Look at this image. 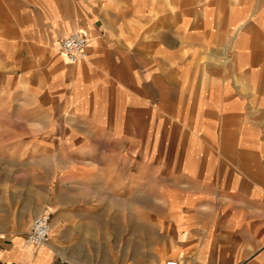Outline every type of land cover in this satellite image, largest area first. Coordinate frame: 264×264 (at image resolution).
I'll use <instances>...</instances> for the list:
<instances>
[{
    "label": "crops",
    "instance_id": "1",
    "mask_svg": "<svg viewBox=\"0 0 264 264\" xmlns=\"http://www.w3.org/2000/svg\"><path fill=\"white\" fill-rule=\"evenodd\" d=\"M2 144L0 264H264V0H0Z\"/></svg>",
    "mask_w": 264,
    "mask_h": 264
},
{
    "label": "built area",
    "instance_id": "2",
    "mask_svg": "<svg viewBox=\"0 0 264 264\" xmlns=\"http://www.w3.org/2000/svg\"><path fill=\"white\" fill-rule=\"evenodd\" d=\"M88 35L81 29L75 30L64 37L60 48L70 63H76L88 56ZM51 215L47 212L34 217L31 227L24 239L23 246L26 249L37 250L47 248L52 241ZM167 264H179L177 261H169Z\"/></svg>",
    "mask_w": 264,
    "mask_h": 264
},
{
    "label": "rangeland",
    "instance_id": "3",
    "mask_svg": "<svg viewBox=\"0 0 264 264\" xmlns=\"http://www.w3.org/2000/svg\"><path fill=\"white\" fill-rule=\"evenodd\" d=\"M58 47V46H57ZM5 120H8V118H6ZM10 147H12V146H10V145H0V152H7L9 149H10ZM18 147H20L21 149H23L24 147H26V146H23V145H20V146H18ZM48 214H50L51 215V213L50 212H47Z\"/></svg>",
    "mask_w": 264,
    "mask_h": 264
}]
</instances>
